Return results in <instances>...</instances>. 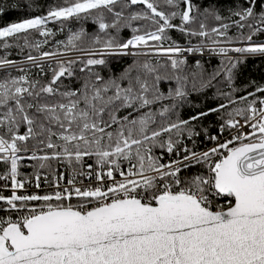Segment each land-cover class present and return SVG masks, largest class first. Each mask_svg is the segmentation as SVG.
<instances>
[{
  "label": "snow or ice",
  "instance_id": "1",
  "mask_svg": "<svg viewBox=\"0 0 264 264\" xmlns=\"http://www.w3.org/2000/svg\"><path fill=\"white\" fill-rule=\"evenodd\" d=\"M25 15L0 27L4 49L15 38L21 51L39 50L55 36L50 23L63 31L66 21L92 19L98 32L88 47L80 29L58 42L64 51L29 53L40 74L41 61L55 62L47 83L0 55V264H264V85L234 96L238 67L264 57L254 40L264 34V0H240L227 16L218 0H64ZM33 32L44 41H30ZM206 53L222 57L211 71L200 59L189 64ZM124 56L131 63L119 75L96 70ZM78 74L80 87L64 86ZM213 89L215 107L193 101ZM211 115L216 134L198 127ZM201 136L212 146L197 151ZM22 160L36 162L24 165L31 173ZM42 183L53 191H28Z\"/></svg>",
  "mask_w": 264,
  "mask_h": 264
},
{
  "label": "trees",
  "instance_id": "2",
  "mask_svg": "<svg viewBox=\"0 0 264 264\" xmlns=\"http://www.w3.org/2000/svg\"><path fill=\"white\" fill-rule=\"evenodd\" d=\"M28 0H0V4L4 5L5 12L2 16H0V27L6 26L8 23L16 22L22 18H26L27 14L30 15H42L45 14L48 10V7L61 5L64 3V0H31L32 7L27 9H12V5L15 4H24L27 3ZM198 3H204L205 0H196ZM239 6L240 0H218V8L220 12L227 16L228 10L233 7V5ZM235 19V18H234ZM227 22V21H225ZM135 23H144V22H135ZM218 22L215 21H209V25L215 26ZM50 29H52L55 32L54 37H49V42L46 44H42L41 48L39 50L35 48H24L23 51L20 50V47L17 45H22L23 41H17L15 38H9L8 43L12 45V47L8 49H4L2 47L3 41H0V55L9 54V58L17 60V61H23L26 60V56L30 53L34 56H39L41 52L43 51H64L63 45H58V42L63 41L64 43L67 42L68 36L75 31H79L80 29H83L88 35L83 40V47H88L91 43L90 37L98 32L97 26L93 23L92 19L88 20H72V21H66L64 22L63 31L60 30L59 24H53L50 23L48 26ZM245 33H247V29L244 30ZM131 30L127 29L120 33L121 38H127L130 35ZM230 35L238 34V29L232 28L230 29ZM169 35L172 37L173 40H176L180 45L186 44V39L183 35H181L177 31H171ZM29 40L33 43L35 42H42L44 41V37L39 36L38 33H31L29 35ZM255 41L264 40V34H260L254 37ZM198 42V38H193V43ZM166 44L168 42H165ZM210 43V42H209ZM71 52V51H70ZM230 55H236L231 54ZM153 60H159L161 63H164L166 58L165 57H152ZM194 59H200L202 63H204L205 68L211 71L213 67H215L219 60L222 59L220 56L210 57L208 54H205L203 57L196 56V57H189V64H192L194 62ZM211 60V63H207V61ZM131 63V57H110L109 58V64L108 66L102 67L98 66L97 71L100 72L101 75L105 76L106 78L109 76H115L119 75L124 68L127 67V65ZM45 69L44 74L39 73V69L36 67L30 68V79H39L41 83H47V81L51 78V70L49 68V64L52 65V67H55V62H46L42 63ZM238 76L235 86L240 89L239 92L235 93L234 96L238 97L240 95H246V86H248L252 81H255L256 84L264 85V57L261 56H254V57H248L244 64L240 65L237 69ZM22 73L13 71L12 75H20ZM86 77L84 74H78V76L75 79L72 78H65L64 79V86L67 88H76L80 87L83 80ZM254 90V87H248L247 91ZM215 90H210L206 95H200L196 96L194 95L192 97L193 101L200 104L202 108L207 107H215L218 103L221 101L213 99L212 94ZM224 91H230L227 86H224ZM251 99V97H249ZM244 107L245 103L240 102L238 105H233L231 107ZM190 114H192V110L189 108H185V110L182 112V115L184 118H187ZM198 127H207L210 129L212 134L217 133L218 129V123H216V116L211 115L207 117L206 119L202 120L200 122V125ZM228 131H225L223 135L228 134ZM197 144H196V150L200 151L204 148L208 147L211 143L207 141L203 136L196 138ZM188 147H192V143L190 141H186ZM159 153V150H157V154ZM35 161H31L30 164H35ZM53 165L56 162H52ZM27 164V160L21 161V171L24 173H31L32 168L31 167H24V165ZM29 164V165H30ZM5 166L0 164V170H3ZM190 171H196L195 168L191 169Z\"/></svg>",
  "mask_w": 264,
  "mask_h": 264
},
{
  "label": "built area",
  "instance_id": "3",
  "mask_svg": "<svg viewBox=\"0 0 264 264\" xmlns=\"http://www.w3.org/2000/svg\"><path fill=\"white\" fill-rule=\"evenodd\" d=\"M256 42H264V40H260V41H256ZM181 46H187V44H185V45H181ZM236 46H239V45H236ZM70 53H72V54H74V53H76V52H68V54H70ZM77 54V53H76ZM207 54V53H206ZM23 61H26V60H23ZM237 119H242V118H237ZM250 129H244V131H249ZM232 135H235V132H232ZM224 137H227V138H230V136H229V133L228 134H226V135H223ZM212 145L210 144L208 147H211ZM201 151V150H200ZM22 155H24V156H27L28 154L27 153H22ZM30 162L31 161H28L27 160V164H30ZM90 163L92 162V161H89ZM53 168L54 169H56V168H58L59 169V171H61V172H63L64 174H65V177L66 178H68L69 176H70V172H71V170L66 166V165H63V164H57V163H55L54 165H53ZM44 171H47V170H44ZM118 179H119V177H117ZM49 179H51V176H49ZM3 183V181H0V184H2ZM62 183H64V182H62ZM28 191L31 193V192H39L40 194H45V193H51L52 191H53V188L51 187V186H49V185H45V184H43L42 183V186H41V188L40 189H36L35 187H29L28 188ZM4 194L5 195H9L10 193H9V191L8 190H5V192H4ZM72 203H76V201L75 200H73L72 201Z\"/></svg>",
  "mask_w": 264,
  "mask_h": 264
},
{
  "label": "rangeland",
  "instance_id": "4",
  "mask_svg": "<svg viewBox=\"0 0 264 264\" xmlns=\"http://www.w3.org/2000/svg\"><path fill=\"white\" fill-rule=\"evenodd\" d=\"M48 26H49V25H48ZM67 55L75 57V56H78V55H80V54H79V53H77V54H76V53H74V54H72V53L68 54V53H67ZM24 62H25V66H26V67L31 68V66L27 63V61H24ZM46 62H52V61H50V60H48V61L45 60V61H42L41 63H46Z\"/></svg>",
  "mask_w": 264,
  "mask_h": 264
},
{
  "label": "bare ground",
  "instance_id": "5",
  "mask_svg": "<svg viewBox=\"0 0 264 264\" xmlns=\"http://www.w3.org/2000/svg\"><path fill=\"white\" fill-rule=\"evenodd\" d=\"M45 60H47L48 61V59H45ZM45 60H43V61H45ZM42 62V61H41Z\"/></svg>",
  "mask_w": 264,
  "mask_h": 264
}]
</instances>
